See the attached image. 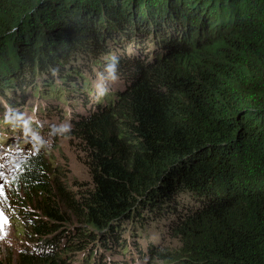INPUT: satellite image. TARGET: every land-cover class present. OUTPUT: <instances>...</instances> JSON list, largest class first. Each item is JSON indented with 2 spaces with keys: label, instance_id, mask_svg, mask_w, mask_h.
Masks as SVG:
<instances>
[{
  "label": "trees",
  "instance_id": "obj_1",
  "mask_svg": "<svg viewBox=\"0 0 264 264\" xmlns=\"http://www.w3.org/2000/svg\"><path fill=\"white\" fill-rule=\"evenodd\" d=\"M88 75L112 93L62 138L90 181L62 182L49 141L21 165L17 193L41 217L16 206L38 250L16 264H105L142 205L177 241L160 261L264 264V0H0V102L19 111L0 124L26 114L18 97L62 83L85 103ZM139 250L133 261L152 260Z\"/></svg>",
  "mask_w": 264,
  "mask_h": 264
},
{
  "label": "rangeland",
  "instance_id": "obj_2",
  "mask_svg": "<svg viewBox=\"0 0 264 264\" xmlns=\"http://www.w3.org/2000/svg\"><path fill=\"white\" fill-rule=\"evenodd\" d=\"M137 2V1H136ZM100 60H103L104 57L99 55L98 56ZM97 57V58H98ZM98 61H95L94 64H97ZM95 69L92 66H89L87 69ZM118 72V71H113ZM125 73H120L119 75ZM117 78H122L121 76H115ZM86 78L89 79L91 85L89 90L85 91L86 98L88 99L84 103V98L80 94V91L75 92L72 88H70L67 83H62V87L58 88L55 91H51L48 95H42L38 92V94L35 97L23 96L24 99L21 97L17 98V104L21 105L22 101H25L26 104L25 109H23L24 113H27L29 115H33L34 112L37 111V104L40 105V107L50 110L52 113H55L54 116V125L56 128V132H53V134H56V139L54 141V146L52 150H50V162L53 164L50 168L58 169L60 172L61 181L64 182L66 180L67 186L70 188L72 187L73 191L76 192L75 184L80 183H87L90 181L88 170L83 162L85 160L84 155H82L80 152H77L76 148L71 145V140L68 138L64 139L62 136L64 134H67L69 131L70 123L74 121L76 115L83 114L88 115L92 111V107L95 106L96 101H98V98H102L103 102H106L109 95L112 92H107L108 95L105 97H102L103 92L107 91L108 88L104 87L105 90H102L99 86V80L92 79L90 75H88ZM112 78L109 76V80ZM102 81V80H101ZM61 83V82H56ZM104 84L106 82L103 81ZM69 87V88H66ZM42 88V83L39 84V89ZM62 88H65L66 91L62 92L60 91ZM69 89V90H68ZM73 90V93H69V91ZM40 91V90H39ZM69 93V94H67ZM98 94V96H97ZM48 97H51V100H48ZM57 97V98H56ZM60 98H64V100H61ZM72 98V99H71ZM77 98L78 103L73 104L69 100H73ZM28 102V103H27ZM45 104L51 105V107L45 106ZM75 107L76 112L72 113L71 111H67V107ZM58 108L61 110V112H58ZM5 110V114H0V117L3 115H9L10 113L16 112L17 109L11 106H8L4 102H0V111ZM13 111V112H12ZM46 119H52L51 116H46ZM3 151V150H2ZM1 155V154H0ZM47 156V155H46ZM68 179V181H67ZM74 186V187H73ZM12 197L15 201H20L22 203L21 207H23L27 213L30 215L31 211H35L39 217V213L36 211V205L33 201L32 205L25 204V201L22 199V196H17L16 194H12ZM163 200H166L165 197H162ZM179 200V201H178ZM184 201V204L187 206L188 200L187 197H183L182 199H175L172 202V205L176 206L177 201ZM166 204V201H164ZM156 204V203H155ZM169 204V203H168ZM7 205L10 207L12 204L11 202L7 201ZM141 206V204H140ZM144 206L143 209L138 208L141 210V213L145 216V220H141L140 218L133 217L129 221H125L122 223L121 226L124 228L123 234H116L114 237L118 238V241L115 243H112L110 245L109 252L102 251L101 253L104 254L102 256L103 263L109 264L108 259L110 258V263L117 262L118 264H122L123 262H131L132 258L137 255V252H139V249H142V252L149 253V255H153V258L151 261L147 262L146 264H170L163 261H160L157 259V253L160 254L166 253V255H174L175 249H177V241L175 238H173V235L171 234L170 227L166 226L164 222H161L160 220L156 219L155 216H147L149 215V209L153 207H149V205H142ZM173 207V206H172ZM18 216V215H17ZM166 216V215H164ZM163 216V217H164ZM16 216L11 215L10 217L3 218L0 220L2 227L4 228L2 233L0 232V264L3 263H11L16 264L17 258L19 256L18 251L23 250H29L31 248L30 242L28 238L26 237V230L25 228H22V225L19 223V221L16 220ZM11 220V221H10ZM118 220L117 222H119ZM117 224V223H114ZM69 225H78L76 224V220L72 218L70 220ZM81 227V226H79ZM82 228V227H81ZM161 229L165 232V235H163V239H161L160 235H157L160 233L159 230ZM154 246H157V251L154 254H151L150 252L153 251ZM126 249V254H122L119 249ZM158 253V254H159ZM178 255V254H177ZM176 255V256H177ZM175 256V257H176ZM149 257V256H148ZM174 257V258H175ZM147 260V258H144ZM75 261L81 260V256L74 257ZM138 262L132 264H137L141 260L140 258H137ZM93 261V260H92ZM144 262H142L143 264ZM140 264V263H139Z\"/></svg>",
  "mask_w": 264,
  "mask_h": 264
},
{
  "label": "clouds",
  "instance_id": "obj_3",
  "mask_svg": "<svg viewBox=\"0 0 264 264\" xmlns=\"http://www.w3.org/2000/svg\"><path fill=\"white\" fill-rule=\"evenodd\" d=\"M73 66L77 67L79 66V64L73 63ZM83 69L86 71L85 68ZM46 90L48 91V94L51 92L50 87H47ZM60 99L64 100V98L63 99L60 98ZM97 100L99 101V98ZM98 101H96L97 102L96 104H98ZM45 106L51 107V105L49 104H45ZM17 112L19 111H16V113ZM46 116H51L52 119H46L45 118ZM54 116H55V113H52L50 110L40 107V105L38 104H37V111L34 112L32 116L27 113L23 115L15 114L14 117H16V121H14L12 125L8 124L5 127L4 125L0 127V136L4 137L3 139H0V143H4V145H0V150L4 147H8L11 149L16 148L17 150H22L23 148L29 147L31 152H34V150L37 148H40V147L45 148L43 144L45 141H50L51 144H53L54 140L56 139V134L53 136L52 134H47V132L57 133L55 125H54ZM24 119H26L27 121H24ZM6 120H2L3 124L6 122ZM50 142H49V146H50ZM14 143L16 144L14 145ZM1 171H3V169L0 167V172ZM18 174H19V171L11 175L7 182H3V187L0 189V198H2V201H0V217L2 218H0V220L3 218H7V217L11 218V215H14L16 217L18 215L16 206L21 204V202L11 201V199L14 198L12 197L13 193L16 194L17 196L19 195L22 196V194L17 193V191H19V188L14 179V176ZM22 199L24 200V198ZM7 201L8 202L11 201L12 205L10 207L7 205ZM125 221L127 220H121L119 223H123ZM3 229L4 228L2 227L1 222H0V232L1 233ZM123 232H124V228H123ZM123 232L120 234H123ZM31 248H32L31 249L32 251H35V252L38 251V250H35L34 245H31ZM126 249L122 250L120 248L119 251H121V253L125 255L127 253ZM19 252H22V251H18V253ZM151 254H154V252ZM149 256H152L153 258V255H149ZM108 262L109 264H118L117 262H113V263L112 262L110 263V261ZM132 262L136 263L135 261L132 260L131 262H128V263L123 262L122 264H132Z\"/></svg>",
  "mask_w": 264,
  "mask_h": 264
},
{
  "label": "bare ground",
  "instance_id": "obj_4",
  "mask_svg": "<svg viewBox=\"0 0 264 264\" xmlns=\"http://www.w3.org/2000/svg\"><path fill=\"white\" fill-rule=\"evenodd\" d=\"M53 89H54V88H53ZM53 89H52V90H53ZM73 90H74V88H73ZM73 90H70L69 93H70V92L73 93V92H74ZM69 93H67V94H69ZM71 99H72V98H71ZM48 100H51V97H48ZM74 100H75V99L71 100V102L74 101ZM23 105H26V104H23ZM10 123H11V122H10ZM10 123H4V124L1 123V124H0V127H1L2 125H4V127L7 126L8 124H9V125H12V123H11V124H10ZM1 129H3V128H1ZM3 138H4L3 136H0V139H3ZM0 145H2V143H0ZM38 149H40V148H38ZM38 149H36V150H38ZM2 150H3V148H2ZM1 153H2V152H0V154H1ZM38 154H39V153H38ZM6 156H8V154H6ZM35 158H36V157H35ZM30 160H31V159H30ZM48 165H49V164H48ZM48 168H49V167H48ZM22 172H23V171H22ZM22 172H21V173H22ZM19 176H20V175H19ZM17 177H18V176H17ZM11 201H15V200L12 198ZM11 201H10V202H11ZM145 257H146V256H145V254H144V258H145ZM141 259H142V258H141ZM144 260H145V259H142L143 262H144ZM139 263L141 264L142 262H139Z\"/></svg>",
  "mask_w": 264,
  "mask_h": 264
},
{
  "label": "snow or ice",
  "instance_id": "obj_5",
  "mask_svg": "<svg viewBox=\"0 0 264 264\" xmlns=\"http://www.w3.org/2000/svg\"><path fill=\"white\" fill-rule=\"evenodd\" d=\"M0 167H2V166H0ZM0 218H2V217H0Z\"/></svg>",
  "mask_w": 264,
  "mask_h": 264
},
{
  "label": "water",
  "instance_id": "obj_6",
  "mask_svg": "<svg viewBox=\"0 0 264 264\" xmlns=\"http://www.w3.org/2000/svg\"><path fill=\"white\" fill-rule=\"evenodd\" d=\"M97 103V102H96Z\"/></svg>",
  "mask_w": 264,
  "mask_h": 264
}]
</instances>
